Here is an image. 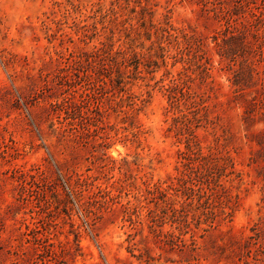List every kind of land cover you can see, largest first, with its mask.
I'll return each instance as SVG.
<instances>
[{
  "label": "rangeland",
  "instance_id": "1",
  "mask_svg": "<svg viewBox=\"0 0 264 264\" xmlns=\"http://www.w3.org/2000/svg\"><path fill=\"white\" fill-rule=\"evenodd\" d=\"M0 264H264V0H0Z\"/></svg>",
  "mask_w": 264,
  "mask_h": 264
}]
</instances>
